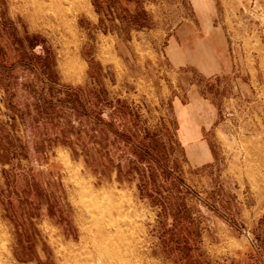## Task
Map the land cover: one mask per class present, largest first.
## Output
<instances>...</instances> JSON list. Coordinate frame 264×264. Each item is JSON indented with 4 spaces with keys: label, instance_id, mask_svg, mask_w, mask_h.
Returning <instances> with one entry per match:
<instances>
[{
    "label": "rangeland",
    "instance_id": "1",
    "mask_svg": "<svg viewBox=\"0 0 264 264\" xmlns=\"http://www.w3.org/2000/svg\"><path fill=\"white\" fill-rule=\"evenodd\" d=\"M0 264H264V0H0Z\"/></svg>",
    "mask_w": 264,
    "mask_h": 264
},
{
    "label": "trees",
    "instance_id": "2",
    "mask_svg": "<svg viewBox=\"0 0 264 264\" xmlns=\"http://www.w3.org/2000/svg\"><path fill=\"white\" fill-rule=\"evenodd\" d=\"M117 104H118V105L115 106L113 113H115V112H116V113L119 112L122 108H123L128 114H129V113H130V114L133 113L132 110H131V107H130L128 104L123 103L120 99L117 100ZM83 113H84V112H83ZM109 124H112V123H109ZM114 131H115V134H116L117 136H120V137L124 138V139L127 140L128 142H133V139H131V134H130V132H129V130H128V127L125 126V130H124V132L119 131V130H117V129H115ZM146 135H147V134H146ZM146 135H144V136L142 137V140H141V143H140V144H136V143H134L132 147L135 148V149H141V150H143V151H146L148 148H150L151 143H150V142H147V141L145 140ZM100 136H101V134H100ZM135 153L138 154V152H136V151H135Z\"/></svg>",
    "mask_w": 264,
    "mask_h": 264
},
{
    "label": "bare ground",
    "instance_id": "3",
    "mask_svg": "<svg viewBox=\"0 0 264 264\" xmlns=\"http://www.w3.org/2000/svg\"><path fill=\"white\" fill-rule=\"evenodd\" d=\"M133 223H134V222H133ZM128 226H130V225H128ZM128 226H127V227H128ZM131 226L134 227L133 225H131ZM115 227L118 228V226H115ZM136 227H138V226H136ZM121 228H122V227H121ZM121 228H120V229L118 228V229L121 230ZM113 229H114V228H113ZM131 229H132V228H131ZM137 229H139V228H137ZM121 231H122V230H121ZM123 231H124V230H123ZM132 231H133V230H132ZM134 232H135V229H134ZM121 234H122V233H121ZM100 235H101V234H100ZM100 235H99V236H100ZM119 235H120V233H119ZM100 237H101V236H100ZM118 238H120V237H118ZM120 239H122V238H120ZM102 241H104V239H103ZM117 242H118V241H117ZM112 243H113V242H112ZM112 243H111V244H112ZM124 243H126V242H124ZM127 243L129 244V242H127ZM118 244H119V243H118ZM118 244H117V246L120 245V244H119V245H118ZM128 244H127V245H128ZM104 245H105V244H104ZM123 246H125V245H123ZM102 247H104V246H102ZM130 247H131V246H130ZM105 248H106V247H105ZM124 248H125V247H124ZM118 249H119V248H118ZM130 249H131V248H130ZM105 251H106V250H105ZM129 253H130V252H129ZM111 254H113V253H111ZM117 254H118V253H117ZM131 255H132V254H131ZM108 256H109V255H108ZM115 256H116V255H115ZM127 256H129V255H127ZM122 258H123V257H122ZM132 259H133V258H132ZM109 260H110V258H109Z\"/></svg>",
    "mask_w": 264,
    "mask_h": 264
}]
</instances>
